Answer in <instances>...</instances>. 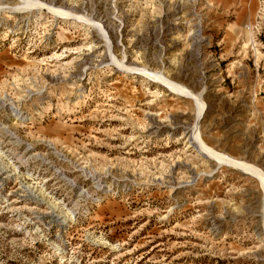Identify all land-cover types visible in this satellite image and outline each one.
<instances>
[{
	"label": "rangeland",
	"instance_id": "374dc122",
	"mask_svg": "<svg viewBox=\"0 0 264 264\" xmlns=\"http://www.w3.org/2000/svg\"><path fill=\"white\" fill-rule=\"evenodd\" d=\"M220 156L264 177V0H0V264H264Z\"/></svg>",
	"mask_w": 264,
	"mask_h": 264
},
{
	"label": "bare ground",
	"instance_id": "6f19581e",
	"mask_svg": "<svg viewBox=\"0 0 264 264\" xmlns=\"http://www.w3.org/2000/svg\"><path fill=\"white\" fill-rule=\"evenodd\" d=\"M206 151H207L208 154H210V150L206 149ZM211 155H212V153H211ZM212 156L217 157L218 155H217L215 152H213V155H212ZM220 160H221L220 162H224V161H227V160H228L227 163H231V164H234V166L241 167V168H243L242 170H246V171L252 172V173L258 175V176L261 178V180L264 181V177H263L260 173H258V172H257L253 167H251L250 165H246V164H244L243 162H240V161H238V160L231 161V160H229V159H226V158L223 157V156H220ZM68 216H69V215H68Z\"/></svg>",
	"mask_w": 264,
	"mask_h": 264
}]
</instances>
